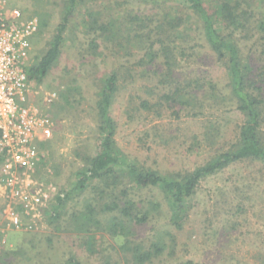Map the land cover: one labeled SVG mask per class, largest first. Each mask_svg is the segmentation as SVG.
I'll use <instances>...</instances> for the list:
<instances>
[{"label":"rangeland","instance_id":"obj_1","mask_svg":"<svg viewBox=\"0 0 264 264\" xmlns=\"http://www.w3.org/2000/svg\"><path fill=\"white\" fill-rule=\"evenodd\" d=\"M251 2L256 14L260 9L264 11L260 0ZM0 3L37 21L29 66L46 51L60 24L63 0H0ZM115 4L86 0L68 24L56 65L42 83L30 85L29 101L40 109L51 126L52 136L41 146L42 158L35 177L44 185L48 201L38 218L33 222L25 218L23 226L16 228L4 220L5 206L0 193V264H65L71 257L80 264H135L122 246L124 238L108 231L110 214L98 213L99 225L93 223L90 231L83 226L85 221L79 216L87 205L98 211V205L109 201L96 195V182L83 193L72 195L60 208L58 218H52L55 213L51 205L71 189L75 173L97 151L95 105L101 81L112 71H119L122 77L110 110L116 124L115 141L130 161L160 173L183 174L205 164L237 140L243 118L234 105L220 99L227 92L226 71L216 62L196 27H192L190 39L181 43V49L176 48L179 61L176 74L181 82L198 80L203 85L197 93L199 106L195 111L199 115L192 117L184 106L174 107L163 99L170 87L161 83L165 69L161 58L145 57L146 50L135 42L118 46L107 37L96 39L88 30L85 22L90 12L103 23L112 17L127 19L130 14L159 13L158 7L136 1L117 9ZM252 25L249 35L254 36L241 40L240 47L244 54L251 53L262 64L264 42L255 28L257 25ZM93 38L98 48L91 47ZM139 61L144 63L140 65ZM209 82L216 89L217 99L209 95ZM125 181L118 190L126 189L128 198L150 211L145 223L130 226L126 240L143 249L158 242L165 245L161 255L144 264L186 261L264 264L261 163L232 164L202 180L180 228L170 220L169 206L158 189H138Z\"/></svg>","mask_w":264,"mask_h":264},{"label":"trees","instance_id":"obj_2","mask_svg":"<svg viewBox=\"0 0 264 264\" xmlns=\"http://www.w3.org/2000/svg\"><path fill=\"white\" fill-rule=\"evenodd\" d=\"M86 0H63L60 24L48 43L46 51L32 64L26 67L30 83L40 84L56 65L61 55V47L68 24L76 10ZM116 2L117 7L127 5L130 1L158 7L157 14L136 13L125 19L112 17L108 23L100 21L94 13H88L85 24L88 30L99 37H107L109 42L118 46L135 42L146 50L145 57L162 59L164 73L161 83L170 89L163 99L171 105L184 106L189 116L197 117V93L203 85L198 80L181 82L176 74L179 61L176 48L187 42L196 27L199 35L213 53L216 62L227 74V92L220 96L223 103L234 105L243 123L239 127L238 137L227 150L211 157L205 164L187 173H160L132 162L117 147L115 141L116 124L111 117L112 103L119 91L120 72L112 71L101 81L100 95L96 101V117L98 131L97 151L86 158L85 166L74 175L71 189L63 197H57L55 205H51L58 218L60 208L72 195L83 193L96 182V195L100 199L109 198L108 202L98 205H87L80 218L85 221V230L95 223L98 213L110 214L108 231L113 236L124 238L123 248L127 249L135 264H144L153 257L161 255L164 243L158 242L144 248L126 240L132 224H143L148 220L149 209H141L136 202L128 198L126 189L118 190L125 182L138 189H158L169 206L170 220L180 228L186 217L191 198L195 195L200 182L215 175L232 164L244 161L258 162L264 165V63L255 59L251 53L244 54L240 41L250 39L253 23L264 42V11L253 10L251 0H107ZM174 1L177 4L174 5ZM264 4V0H260ZM264 10V9H263ZM255 20V21H254ZM126 26L125 29H122ZM125 30V32H124ZM96 39L90 42L91 47L98 48ZM184 40V41H183ZM141 48V47H140ZM181 54V53H180ZM152 62V61H151ZM144 61H139L143 64ZM212 98L218 95L214 85L208 83ZM147 108L146 103H142ZM42 146V145H41ZM118 190V192H117ZM94 226V225H93ZM83 229V227H81ZM87 228V229H86ZM94 244V237H90ZM65 264H80L74 257ZM183 264H194L186 261Z\"/></svg>","mask_w":264,"mask_h":264},{"label":"built area","instance_id":"obj_3","mask_svg":"<svg viewBox=\"0 0 264 264\" xmlns=\"http://www.w3.org/2000/svg\"><path fill=\"white\" fill-rule=\"evenodd\" d=\"M37 30L36 19L0 3V193L4 220L16 228L25 218H38L48 201L44 185L35 177L51 126L29 101L26 74Z\"/></svg>","mask_w":264,"mask_h":264}]
</instances>
